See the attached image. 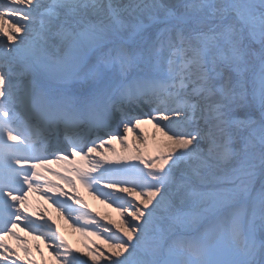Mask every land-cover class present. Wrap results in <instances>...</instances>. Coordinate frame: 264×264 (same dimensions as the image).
<instances>
[{"label":"snow or ice","instance_id":"obj_1","mask_svg":"<svg viewBox=\"0 0 264 264\" xmlns=\"http://www.w3.org/2000/svg\"><path fill=\"white\" fill-rule=\"evenodd\" d=\"M53 162L121 215L48 197L87 259L31 211ZM18 229L56 264H264V0H0V264H36Z\"/></svg>","mask_w":264,"mask_h":264},{"label":"bare ground","instance_id":"obj_2","mask_svg":"<svg viewBox=\"0 0 264 264\" xmlns=\"http://www.w3.org/2000/svg\"><path fill=\"white\" fill-rule=\"evenodd\" d=\"M143 132L147 134L148 138H151L153 133L156 132V129L154 128L153 125H147V126H142ZM136 135L137 133H129L128 134V140H127V144L134 150L133 145H137L134 143L135 139H136ZM156 139H160L162 141V137H160L159 134L156 135ZM159 141V142H161ZM133 144V145H132ZM121 142L119 139L114 140L112 142V148L115 149V153L117 154H121V155H126V154H131L128 152H125L122 150L121 147ZM150 152L151 149L147 150V156H150ZM109 156H113L114 153L112 151H108L107 153ZM155 155L158 154V150L156 152H154ZM154 156V155H152ZM60 164H62L61 162H59ZM57 164V163H55ZM58 165V164H57ZM78 166L80 167H84L85 164L84 163H80ZM41 173H43V171H41ZM53 174L47 173L45 174L44 178L46 177H53ZM59 182H63L66 185L65 189H59L60 191L66 190V191H70L71 187L70 184H68V182H66L65 180H63L62 178L59 177ZM41 185V191L37 192L34 191L37 194H34L33 197L35 199H40V200H44V201H50L52 202V199H49L48 197H57L60 199H66V198H62L60 195H55L54 192H48V186L45 185V179L41 180L40 182ZM80 187V191L81 193H84L85 190V185L83 183H81L79 185ZM72 191V190H71ZM40 193V194H39ZM75 194V192H73ZM48 195V197H44L43 195ZM30 196V195H29ZM30 204H31V200H29ZM83 206L81 207L80 205H75L77 207L80 208H85V205H89V210L90 212H92V215L95 216L96 218L100 219L104 224H108L109 221H115L116 223H119L121 221V215L120 213L116 210L115 206H109V203H105V202H101L100 200L94 199L91 195H87L86 196V200L83 201ZM37 208H32L31 206V211L34 212H38V213H43L47 218L50 217V215L47 214V212H45L43 210V204L42 202H38L35 204ZM87 209V208H86ZM39 216H37L36 214V218H38ZM52 220V217H50ZM53 221V220H52ZM113 229V231H116L115 226L114 225H110ZM92 230V229H90ZM18 231H22V230H18ZM60 231L64 234L67 242L71 245L72 249H80V255L82 259H87V257H85L83 254L85 252L88 251V249L85 247L86 244L88 245H95V247H99L101 248V250H105L107 248V245L104 244L103 239L97 237V236H86L84 233L77 231L76 233L72 230L67 228L66 230L63 229V231L60 229ZM117 234H120L117 232ZM20 235H22L20 233ZM7 242L13 247V249H15L16 251H18L20 253L21 257H25V253L23 251V249L20 246H17L14 242L15 240L11 237L7 238ZM29 246L32 249V253L34 256V259L36 261V264H56V260L54 259V253L50 254L48 253L45 249H43L41 243H36V242H28ZM37 246H39L40 251H37ZM47 246V245H46ZM41 252L43 253V255H41ZM18 264H23V261L18 262ZM91 264V262H90ZM100 264H104V259L103 257L100 258Z\"/></svg>","mask_w":264,"mask_h":264},{"label":"rangeland","instance_id":"obj_3","mask_svg":"<svg viewBox=\"0 0 264 264\" xmlns=\"http://www.w3.org/2000/svg\"><path fill=\"white\" fill-rule=\"evenodd\" d=\"M148 125H153V124H148ZM141 128H142V127H141ZM159 141H161V140H160V139H156V137L154 138L153 135H152L151 138H148V146H147L146 148L141 149V151L143 152V154L146 156V154H147V153H146L147 150H148V149H151L150 156H152V155L155 156L154 152H156V151L159 149V147L161 146V142H159ZM132 145H133V144H132ZM121 147H122V150H123V151L128 152V151H126V149L124 148L123 145H121ZM136 147H138V145H136V146L133 145L134 150L130 147V152H128V153L135 154V152H136ZM72 178H73V176H72L71 178H69V179H72ZM77 181H80L78 177H76L74 183H76ZM87 189H88L89 193H91V195L94 197V199H101V198H102V197L98 198V193H94L93 191L90 190L89 187H87ZM92 192H93V193H92ZM69 194H70V193H69ZM65 214H66V213H65ZM199 234H200V233L197 232V230H196V226H194V227H193L192 229H190V230H187V232H186V235H188L190 238H191V237L198 236ZM44 243H46V242L44 241ZM94 247H95V245H94Z\"/></svg>","mask_w":264,"mask_h":264}]
</instances>
